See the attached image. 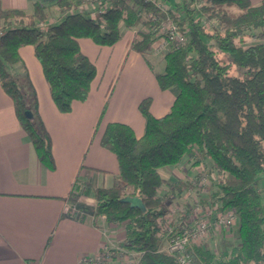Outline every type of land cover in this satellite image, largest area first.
<instances>
[{"label": "trees", "instance_id": "1", "mask_svg": "<svg viewBox=\"0 0 264 264\" xmlns=\"http://www.w3.org/2000/svg\"><path fill=\"white\" fill-rule=\"evenodd\" d=\"M106 1L56 0L59 15L54 20L39 0L32 12L0 11V83L40 161L55 168L52 137L38 112L20 48L34 46L56 106L68 112L75 100L88 97L97 74L80 39L113 45L124 29L143 24L130 47L154 69L147 53H155L152 45L165 18L157 4L168 2L171 17L187 38L169 42L159 53L164 68L156 78L162 89H175L176 98L160 117L150 111L152 98L142 99L139 109L146 125L139 138L129 124H107L101 145L115 153L119 175L114 185L97 188L95 215H104L108 225L126 222L122 247L140 252L139 264H181L162 248L160 221L168 205L166 195L158 194L163 185L160 168L178 165L186 156L196 163L210 160V171L219 174L212 196L221 210L235 211L241 244L218 254L192 244L188 250L194 262L264 264V0ZM90 3L95 11L85 8ZM249 38L256 42L246 44ZM127 195L141 197L146 209L122 201Z\"/></svg>", "mask_w": 264, "mask_h": 264}, {"label": "crops", "instance_id": "2", "mask_svg": "<svg viewBox=\"0 0 264 264\" xmlns=\"http://www.w3.org/2000/svg\"><path fill=\"white\" fill-rule=\"evenodd\" d=\"M35 1L0 0V11L32 12ZM39 1L48 9L56 2ZM58 15L59 9L49 19ZM133 36L127 29L113 45L80 39L97 74L88 97L75 100L68 112L56 106L34 46L20 48L38 112L52 137L55 168L40 161L0 83V264H100L95 257L125 239L124 225H108L105 216L95 215L97 188L114 185L119 175L117 157L101 145L102 135L109 122L118 121L129 124L138 138L143 136L142 99L151 97L150 111L160 117L177 95L175 89H162L158 83L156 74L164 68L161 56L147 53L154 65L150 68L145 56L130 47ZM23 70L19 68L20 73ZM182 163L160 168L163 182L172 184Z\"/></svg>", "mask_w": 264, "mask_h": 264}, {"label": "rangeland", "instance_id": "3", "mask_svg": "<svg viewBox=\"0 0 264 264\" xmlns=\"http://www.w3.org/2000/svg\"><path fill=\"white\" fill-rule=\"evenodd\" d=\"M175 0H171L174 2ZM129 2H131L129 0ZM168 3V2H167ZM55 3L48 9L49 15L54 17L58 10L55 9ZM88 10L93 9V5L90 3L85 6ZM212 21V20H211ZM210 21V22H211ZM137 28L144 29L143 24H138L135 29H130L135 33ZM127 29H124L126 31ZM129 30V29H128ZM256 39H247L246 44L254 43ZM158 55H160L158 53ZM155 62L157 60L155 59ZM162 66L163 62L160 63ZM155 67L160 69V66L155 63ZM212 162L209 160L208 163H196L195 158L184 157L181 168H178V176L174 178V182L171 184L166 180L163 182L159 195H166L168 211L163 217L162 231L160 232L162 240V248L167 251V246L170 242V236L173 233L183 231L189 228V225L193 223L192 219H195V203L197 201H216L215 197L212 196V192L216 187V183L219 180V174L217 172L210 171ZM207 175L209 179V185L200 186L198 184V177ZM165 179H166V175ZM183 184L178 186L175 183ZM260 186L263 190L264 200V174L260 181ZM205 204V203H204ZM96 205V204H95ZM221 209V208H220ZM95 210V208H94ZM104 216V215H103ZM126 222L121 225L125 226ZM125 241L115 242L113 247H109L103 253L99 254V258L94 261L100 264H139L141 253L138 251H127L122 247V243ZM200 242L203 247L212 250L215 253H220L222 250H231L234 246L241 244V236L239 232V220L232 226L231 230H214L204 235L200 239L197 238L192 244ZM168 252V251H167ZM103 254V255H102Z\"/></svg>", "mask_w": 264, "mask_h": 264}, {"label": "built area", "instance_id": "4", "mask_svg": "<svg viewBox=\"0 0 264 264\" xmlns=\"http://www.w3.org/2000/svg\"><path fill=\"white\" fill-rule=\"evenodd\" d=\"M111 0H107L106 4L110 3ZM95 11V3H91ZM169 3H158L159 13L165 14V18L161 20L159 24L157 36L158 39L153 43L152 49L155 53L163 52L169 42L184 43L187 35L175 22L169 13ZM156 20L160 19L161 16L158 14L155 16ZM200 186L209 185V179L207 176H202L198 179ZM205 203V204H204ZM195 219H192L193 223L189 225V228L173 233L170 236V242L167 246V251L174 254L181 264H196L193 259L192 253L188 250L192 243L197 238H201L210 231L214 230H231L234 223L237 221V215L235 211L231 209L221 210L219 203L214 201L203 202L197 201L195 203ZM200 243V242H196ZM107 250V249H106ZM103 255V254H102ZM98 255L95 257L99 258ZM87 258H84V260Z\"/></svg>", "mask_w": 264, "mask_h": 264}, {"label": "water", "instance_id": "5", "mask_svg": "<svg viewBox=\"0 0 264 264\" xmlns=\"http://www.w3.org/2000/svg\"><path fill=\"white\" fill-rule=\"evenodd\" d=\"M29 113H31V112L29 111ZM122 201L128 202L131 207H137V208H140L142 210L146 209V205L144 204L142 198L139 196L127 195V196H124L122 198Z\"/></svg>", "mask_w": 264, "mask_h": 264}]
</instances>
